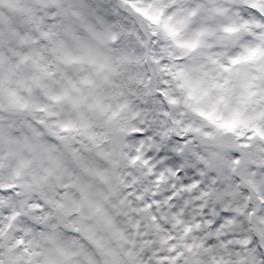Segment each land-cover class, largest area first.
Returning <instances> with one entry per match:
<instances>
[{
  "label": "snow or ice",
  "instance_id": "6c2138e0",
  "mask_svg": "<svg viewBox=\"0 0 264 264\" xmlns=\"http://www.w3.org/2000/svg\"><path fill=\"white\" fill-rule=\"evenodd\" d=\"M0 264H264V0H0Z\"/></svg>",
  "mask_w": 264,
  "mask_h": 264
}]
</instances>
